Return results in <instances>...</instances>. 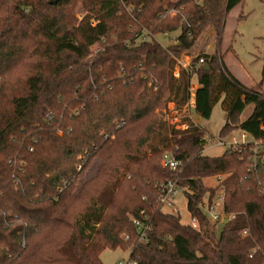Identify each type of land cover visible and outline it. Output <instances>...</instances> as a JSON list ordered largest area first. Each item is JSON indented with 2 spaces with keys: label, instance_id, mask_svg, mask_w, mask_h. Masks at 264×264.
I'll return each mask as SVG.
<instances>
[{
  "label": "trees",
  "instance_id": "16d2710c",
  "mask_svg": "<svg viewBox=\"0 0 264 264\" xmlns=\"http://www.w3.org/2000/svg\"><path fill=\"white\" fill-rule=\"evenodd\" d=\"M244 1L0 0V264H103L107 250L130 251L136 264H264L263 170H250L248 154L203 156L205 130L171 134L162 112L187 102L197 76L196 112L210 119L221 104L220 137L241 129L264 143V80L244 86L219 48ZM78 8L90 16L79 22ZM144 30L182 34L163 47L142 41ZM211 31L216 53L193 57L177 83L178 61ZM173 146L185 164L178 176L161 165ZM94 156L101 165L73 196L78 168ZM219 175L236 214L220 235L197 208L217 194L204 182ZM176 177L200 231L158 209L159 184Z\"/></svg>",
  "mask_w": 264,
  "mask_h": 264
},
{
  "label": "rangeland",
  "instance_id": "374dc122",
  "mask_svg": "<svg viewBox=\"0 0 264 264\" xmlns=\"http://www.w3.org/2000/svg\"><path fill=\"white\" fill-rule=\"evenodd\" d=\"M87 16H90L89 13L85 12L81 8L77 9L76 18L79 22L83 21V19ZM90 24L92 26H96L98 23L95 19H92ZM179 36V32H171L168 36L160 34L156 39L163 47H169L173 44L171 40L173 38H178ZM217 40L218 39L214 31L204 35L197 41L196 46L191 52V56L200 57L204 55H214L217 50ZM219 48L225 65L232 68L240 80L248 86L251 85L250 88L258 89L260 85H263L264 0H245L244 3L236 7L229 14ZM184 60L187 62L185 58ZM89 61H91V59H88L86 62L90 63ZM191 81L193 86L199 87L197 76H193ZM176 82L178 83L177 80ZM252 112L253 106L247 107L245 112L240 117V122L247 121ZM196 118H198L200 126H202L204 130L207 129L209 133H213L215 138L219 136L226 124V115L222 111L221 104L214 107L210 119L199 118V116H196ZM233 134L238 136L239 131L236 130ZM115 139L116 137H112L111 141H114ZM248 141L254 142L253 137L249 135ZM225 152L226 148L208 146L205 147L203 156L209 158H219L222 157ZM87 163L88 167L85 168ZM81 165L83 168L80 172H78L79 176L77 177V182L74 186L73 196H77L84 185L96 174L99 166L101 165V160L99 157L94 156ZM118 172L122 175V177L126 175V171L124 169H120ZM204 184L207 188H215L217 186V180L214 177L209 178L205 180ZM181 219L184 224L189 223V216L186 211L182 213ZM130 256V251L107 250L102 254L101 259L103 264H118L120 261L128 260Z\"/></svg>",
  "mask_w": 264,
  "mask_h": 264
},
{
  "label": "built area",
  "instance_id": "2783aa9c",
  "mask_svg": "<svg viewBox=\"0 0 264 264\" xmlns=\"http://www.w3.org/2000/svg\"><path fill=\"white\" fill-rule=\"evenodd\" d=\"M173 2H177L178 0H171ZM131 11V9H129ZM171 17H175L178 15V12L173 9L168 14ZM186 22V19H184ZM182 34L181 31H177ZM169 33L164 34L168 36ZM157 36L153 35L147 30H144L142 34H140V39L142 41H149L151 39H155L157 41ZM173 42L172 45L179 44L178 38H173L171 40ZM158 42V41H157ZM92 52H99L98 45H95L91 48ZM187 60V62L184 60ZM194 58L191 56L183 55L182 59L178 61L177 66L174 70V77L177 81L180 80V72L183 68H188L192 65ZM205 64L204 58H199V62L194 65L195 71H198ZM150 87L154 88V91H157L156 82H150ZM198 87H195L190 83L189 91H188V100L184 105H177L171 103L167 106V108L163 111V119L167 123L170 133L176 131L178 133H183L191 130L192 128H198L200 131H203V127L200 126L198 118L196 116L201 117V114L196 112V93ZM243 122H240V124ZM122 123L121 125H123ZM119 125L118 127H121ZM239 135L235 136L231 133L228 137H220V135L215 138L213 133H209L205 130V134L202 137L203 142V152H205V147H216V148H226L227 151H232L234 153L243 155L248 154V160L250 162V170L252 171H260L263 170L264 174V143L262 141L249 142L248 136L249 134L238 129ZM170 134V137L172 135ZM173 149L168 150L164 153L161 165L164 169L170 171L174 175L178 176L183 172L185 164L183 161L177 159L175 155V151L179 150L178 146H173ZM248 151V152H247ZM82 167L78 168V172ZM217 180V186L219 190L214 197H211V194L208 193L201 203L198 204V210L209 219L211 224L214 226V229L217 234H221L224 228L235 220L236 214L228 213L225 210V190L223 188V183L227 178L226 175H219L214 177ZM261 191L264 192V180L260 183ZM66 188V185L63 186ZM211 188V189H215ZM157 203L158 209L164 213L169 214L175 217H181L184 211L187 212L189 216V223L186 224L191 227L193 230L200 231V221L196 215L190 212L189 210V200L186 196L184 189L178 184L177 177L175 179H167L162 181L157 189ZM135 225L140 229L142 226L139 222L135 221ZM149 228H145L143 232V237ZM248 235L247 231H244L242 236L246 237ZM118 264H136L130 258L126 261H120Z\"/></svg>",
  "mask_w": 264,
  "mask_h": 264
},
{
  "label": "crops",
  "instance_id": "0c3cea01",
  "mask_svg": "<svg viewBox=\"0 0 264 264\" xmlns=\"http://www.w3.org/2000/svg\"><path fill=\"white\" fill-rule=\"evenodd\" d=\"M227 67V66H226ZM228 68V70L230 71V73L238 80V81H240L244 86H246V87H250V86H248V85H246L242 80H240L239 78H238V76L236 75V73L233 71V69L232 68H230V67H227Z\"/></svg>",
  "mask_w": 264,
  "mask_h": 264
},
{
  "label": "water",
  "instance_id": "95a60500",
  "mask_svg": "<svg viewBox=\"0 0 264 264\" xmlns=\"http://www.w3.org/2000/svg\"><path fill=\"white\" fill-rule=\"evenodd\" d=\"M60 1H62V0H50V4H51V5H56V4H58Z\"/></svg>",
  "mask_w": 264,
  "mask_h": 264
},
{
  "label": "bare ground",
  "instance_id": "6f19581e",
  "mask_svg": "<svg viewBox=\"0 0 264 264\" xmlns=\"http://www.w3.org/2000/svg\"><path fill=\"white\" fill-rule=\"evenodd\" d=\"M187 59V58H186Z\"/></svg>",
  "mask_w": 264,
  "mask_h": 264
}]
</instances>
